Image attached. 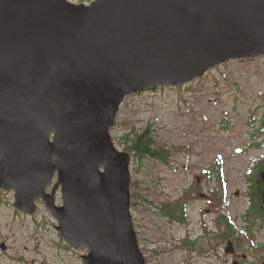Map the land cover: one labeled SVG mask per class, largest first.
Returning <instances> with one entry per match:
<instances>
[{"label": "water", "instance_id": "1", "mask_svg": "<svg viewBox=\"0 0 264 264\" xmlns=\"http://www.w3.org/2000/svg\"><path fill=\"white\" fill-rule=\"evenodd\" d=\"M255 58L264 0H0V189L43 203L84 264H148L112 136L125 100Z\"/></svg>", "mask_w": 264, "mask_h": 264}, {"label": "rangeland", "instance_id": "2", "mask_svg": "<svg viewBox=\"0 0 264 264\" xmlns=\"http://www.w3.org/2000/svg\"><path fill=\"white\" fill-rule=\"evenodd\" d=\"M148 127L159 146L171 148L174 155L170 164L132 156V214L140 247L148 264H190L185 243L190 227L198 235L205 219L212 222L223 213L216 205L215 191L222 186L217 170L226 190L227 219L241 228L250 222L249 210L258 211L259 186L253 178L264 159V59L230 61L190 84L128 97L112 136L124 151L125 137ZM133 184L138 194L135 206ZM195 187L187 218H169L165 204L184 199ZM15 202L14 191L0 189V240L10 239L27 264H84L87 251L67 245L57 230L58 221L43 203L31 216L19 211ZM57 204L62 205L60 190ZM206 210L213 215L205 218ZM256 224L254 247L245 245L247 264H264V223ZM224 259L232 264L227 256ZM193 264L217 262L195 255Z\"/></svg>", "mask_w": 264, "mask_h": 264}, {"label": "flooded vegetation", "instance_id": "3", "mask_svg": "<svg viewBox=\"0 0 264 264\" xmlns=\"http://www.w3.org/2000/svg\"><path fill=\"white\" fill-rule=\"evenodd\" d=\"M255 178H259V181H257L259 186V207L256 213L249 210L248 217L249 219L251 218L249 224L240 228L236 223L230 222L225 216L224 211H222L223 213L217 214V218L212 222H208L205 219V221L200 224V234L196 235V230L190 227L186 238L187 241L185 242L186 248L190 253V264H193L195 255H202L210 262L213 260L216 261L217 264H225V256L231 259L232 264L249 263L245 245L250 244L252 248L254 247L258 237L256 221L259 220L264 223V184L260 176H256ZM190 203L187 204L186 215L188 214V205ZM210 215H213V212L210 210H206L203 214L205 218ZM261 228L264 230V225H262ZM9 243L10 239L0 240V264H11L15 262L17 264H27L28 262L25 256L18 255L17 249L13 248ZM230 245L231 252H228ZM262 249L263 248H261L260 251H262ZM2 261L4 262L2 263ZM227 264H229V261H227Z\"/></svg>", "mask_w": 264, "mask_h": 264}, {"label": "trees", "instance_id": "4", "mask_svg": "<svg viewBox=\"0 0 264 264\" xmlns=\"http://www.w3.org/2000/svg\"><path fill=\"white\" fill-rule=\"evenodd\" d=\"M260 134L261 132H258L255 135L259 136ZM124 140L126 143L121 144V146L124 147V151L129 152L133 157L137 159L154 158L160 160L165 164H170L171 158L174 155V152L171 148L159 146L151 127H148L143 131H133L132 133L128 134ZM261 162L262 163L259 164L255 170L253 179H256L255 177L260 176L261 172L264 171V159ZM218 173V180L222 186L218 188V191H215L218 199L216 200V205L218 209H222V211H224L225 213L227 209L226 190L225 186H223L224 184L222 182L221 171L217 170V174ZM256 180L259 181V178H257ZM133 187V198L135 201V206L137 204L138 198V194L136 193L137 184H133ZM193 189V191L187 193V196H185L184 199L165 204L166 215L169 216V218L173 219L174 221L186 219L187 204L194 201L195 192H197L196 187Z\"/></svg>", "mask_w": 264, "mask_h": 264}]
</instances>
